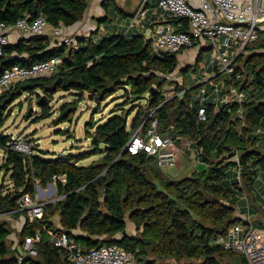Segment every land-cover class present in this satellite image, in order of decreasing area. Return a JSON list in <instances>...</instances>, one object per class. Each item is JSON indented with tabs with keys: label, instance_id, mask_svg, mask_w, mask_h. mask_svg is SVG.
Masks as SVG:
<instances>
[{
	"label": "trees",
	"instance_id": "16d2710c",
	"mask_svg": "<svg viewBox=\"0 0 264 264\" xmlns=\"http://www.w3.org/2000/svg\"><path fill=\"white\" fill-rule=\"evenodd\" d=\"M90 1L0 0V22L14 24L25 16L32 21L42 14L52 28L69 27L84 18ZM169 21L188 28L185 18ZM259 33L260 39L248 46L249 52L238 57L244 62L242 67L236 66L234 75L241 74V68L246 70L245 80L235 83L240 91L248 92L246 99L220 103L205 99V121L198 118L200 101L193 90L209 82L195 88L178 85L177 91H184L168 99L163 89L171 84L167 74L179 67V53L155 54L143 33L113 34L96 41L91 36L80 37L76 45L53 46L48 35H37L7 45L0 57V75L16 64L30 66L55 57L62 62L53 75L18 82L0 94V172L8 181L0 189V264H71L66 251L49 241L51 234L62 231L86 249L119 244L145 264H222L224 259L226 264H247L241 254L215 240L235 224H246L235 212L236 191L249 188L258 169L264 170V151L256 136L264 123V36ZM120 90L126 92L132 106L115 109L119 111L104 122L90 120L87 138L91 148L79 155L46 157L36 140H27L32 154L8 145L12 134L3 129L10 107L24 94L36 96L39 119H43L52 115L51 101L57 92L73 95V105L92 96L99 106ZM228 92L225 88L222 94ZM71 105L66 102L59 107L57 123L72 118ZM152 112L159 118L162 134L170 135L180 146L184 140L194 142L202 169L170 178L154 157L144 152L122 153L137 128L144 121L147 125ZM94 155L99 156L96 161L80 164ZM236 155L238 161L233 159ZM238 166L240 178L229 181V170ZM49 183L56 185L57 200L46 204L38 223H26L16 232L22 241L27 234L42 231L38 255L21 260L6 214L20 217L22 212L16 211L20 196L36 197L37 185ZM56 215L59 228L53 221ZM128 219L137 234H123ZM77 230L81 233H75ZM118 235L121 239L114 240Z\"/></svg>",
	"mask_w": 264,
	"mask_h": 264
},
{
	"label": "built area",
	"instance_id": "2783aa9c",
	"mask_svg": "<svg viewBox=\"0 0 264 264\" xmlns=\"http://www.w3.org/2000/svg\"><path fill=\"white\" fill-rule=\"evenodd\" d=\"M262 2L263 0H155V5L151 9L157 17L150 18V26L146 27L143 19L147 16L150 3L149 0H141L138 10L132 16L130 27H143L145 39L151 43L153 52L157 55L181 53L186 49L201 47L204 43H208L213 50L212 62L217 63L219 70L206 80L201 79V85L205 81L210 82L209 79L217 74L223 73L224 81L228 80L230 83L229 92L222 100L242 102L246 99V95L235 85L236 81L241 80L240 74L234 76L235 61L242 54H247L248 46L254 45L260 39L259 27L264 21ZM28 18V16L22 17L14 24L0 22V57L5 47L10 44L9 34L12 29L21 30L27 38L47 35L51 26L44 15L41 14L32 21ZM170 18H185L188 28L181 29V25H174L169 21ZM81 36L80 31H70L67 26L52 28L54 45L63 43L76 45L77 39ZM61 62V58L55 57L30 66L16 64L5 69L0 75V94L18 82L53 75ZM183 91H177V86L173 87L171 84L163 89L168 99L180 95ZM206 93L207 88L201 86L196 94L200 101L198 111L200 121L207 119L204 106ZM146 120H148L147 125L144 126L146 123L144 121L137 128L125 148L132 154L144 152L154 157L157 166L162 170L174 168L179 157L190 150L194 142L190 139L184 140V145L180 146L170 135L162 134L159 129V118L154 116L153 112ZM178 139L182 138L178 137ZM8 145L14 150L32 154L30 143L21 139L19 135H12ZM233 159L238 161V155ZM237 170L240 178L241 167L238 166ZM18 203L19 207L16 211L22 213L17 227L22 231L26 223L36 224L44 217L48 201L37 195L32 197L30 194H23ZM11 238L15 242L14 246H17L21 260L25 256L38 255L37 242L42 240L40 229L34 234H27L22 241L16 233ZM49 241L66 251L67 259L71 264H145L119 244H103L86 249L65 231L51 234ZM215 243L241 254L247 264H264V231L258 229L252 222L235 224L227 234L218 236Z\"/></svg>",
	"mask_w": 264,
	"mask_h": 264
},
{
	"label": "rangeland",
	"instance_id": "374dc122",
	"mask_svg": "<svg viewBox=\"0 0 264 264\" xmlns=\"http://www.w3.org/2000/svg\"><path fill=\"white\" fill-rule=\"evenodd\" d=\"M108 23H112L109 21ZM98 34H95L97 36ZM179 53V67L176 71L171 74H167V78L171 82L173 87L181 86L178 84V79L185 80V87L192 88L194 84H198L201 79L199 76L202 74L206 75L207 68L211 65V72L214 73L216 64L212 62L213 50H204L202 59L199 61L197 59L198 52L197 49L191 50L187 54ZM197 60V62H196ZM242 62L244 59L235 61L236 66L242 67ZM185 67H189L187 71L183 72ZM242 73L240 74L241 80H245L247 72L245 69L241 68ZM219 74L216 75V77ZM182 77V78H180ZM215 77V78H216ZM210 78L209 83L203 86L207 88L206 99H210L213 102H220L222 96V91L229 88L225 84V75H222L220 79ZM206 80V78H205ZM213 81V83H212ZM178 84V85H177ZM217 85V86H216ZM198 93L197 88L193 90V93ZM124 90H120L113 96L109 97L102 104L97 106V103L89 98H84L82 101L74 104V96L70 93L57 92L52 101V115L47 116L43 119H39L41 115V109L36 101V96H29L24 94L10 107L9 118L7 119L4 131L12 134L19 135L23 140H30L38 142L40 149L47 152L46 157H56L58 155H79L86 150L91 148L90 139L87 138V123L95 119L96 121L104 122L113 114L117 113L119 110L114 111L122 106L130 107L132 106L128 103L129 97H127ZM77 97V96H76ZM70 102L72 118L68 121L57 123L56 118L59 116V107L64 103ZM137 104H141L137 102ZM135 113V112H134ZM134 113L130 116V120ZM197 149L193 148L188 150L183 154V157H179L178 163L174 168L164 169L163 171L169 175L170 178H183L195 170H200L203 165L199 161V158H195L194 154ZM193 155V156H192ZM191 156V158H188ZM99 156L94 155L89 158L80 161L81 165H87L96 161ZM236 171L235 179L239 177L238 170ZM3 171L0 172V189L6 188L8 185L7 180L2 179ZM231 183V182H230ZM55 191L52 192L53 188L51 183L46 186L37 185V196L40 198H47V200H57V190L56 185ZM3 191V193H5ZM43 192V193H41ZM2 216V215H0ZM4 216V215H3ZM128 230L129 234H137L135 225L128 219ZM120 237V235H118ZM19 238V237H18ZM20 239V238H19ZM222 264H226V260L221 261Z\"/></svg>",
	"mask_w": 264,
	"mask_h": 264
},
{
	"label": "crops",
	"instance_id": "0c3cea01",
	"mask_svg": "<svg viewBox=\"0 0 264 264\" xmlns=\"http://www.w3.org/2000/svg\"><path fill=\"white\" fill-rule=\"evenodd\" d=\"M141 0H91L90 5L84 15V18L72 26L67 27L70 31H80L81 37H89L91 36L95 41L100 40L105 36H111L113 34H128L133 35L137 33H143V27L135 26L130 27L132 16L136 13L140 6ZM107 3V4H106ZM150 7L148 9V13L145 19H143L144 26L148 27L150 18H156L155 13L151 7L155 5V0H149ZM264 4V0L262 2ZM112 21V23H108ZM162 21H160L161 23ZM163 23V22H162ZM260 31L263 33L264 36V21L261 22ZM95 34H98L95 36ZM47 35L51 39V45H54V40L52 37V27L48 29ZM10 44L14 45L18 42L27 38L23 32L19 29H12L9 34ZM197 49L198 54L203 55L204 50H210L209 44L204 43L201 47L189 48L183 51L182 54H187L191 50ZM261 52L262 49H259ZM264 52V50H263ZM248 53V51L246 52ZM246 55V54H245ZM180 55H178L179 57ZM199 56V55H198ZM198 59V57H197ZM197 62V60H196ZM214 64V63H213ZM216 67L214 69V73L216 71ZM188 68V67H185ZM219 69V67H218ZM187 71V70H186ZM206 75L202 74L199 76V79H204L214 74L211 72V65L205 71ZM182 78V77H180ZM178 84L185 83L184 79H178ZM177 84V85H178ZM244 92V91H243ZM245 95L248 93L247 91L244 92ZM223 98V96H222ZM207 100H210L207 98ZM222 100V99H220ZM221 102V101H220ZM219 102V103H220ZM218 103V102H216ZM256 136L258 138L257 145L258 147L264 151V123L263 126L256 131ZM192 147L191 149H193ZM190 149V150H191ZM193 156V155H192ZM181 157H183L181 155ZM194 157L198 159V152L194 154ZM188 158H191L189 156ZM98 159V158H97ZM237 168L232 167L228 172V179L229 181L235 180V175ZM239 179V177H237ZM54 192V191H52ZM236 215H238L241 219H243L246 223L252 222L255 226L264 231V170L258 169L257 174L255 175V180L253 184L243 190L236 191ZM44 200L51 202L54 200H47V198H43ZM7 218L10 220L14 233H18L17 224L21 219V216L18 218L13 217L11 214H6ZM4 215V216H6ZM53 221L56 226L59 228L61 227L60 224V217L56 215L53 217ZM13 233V234H14ZM75 233H81L80 230L75 231ZM13 234L11 237H13Z\"/></svg>",
	"mask_w": 264,
	"mask_h": 264
},
{
	"label": "water",
	"instance_id": "95a60500",
	"mask_svg": "<svg viewBox=\"0 0 264 264\" xmlns=\"http://www.w3.org/2000/svg\"><path fill=\"white\" fill-rule=\"evenodd\" d=\"M199 85H201V83H198V84L192 86V88L198 87ZM153 89H155V87H153ZM89 99H90V100H93V99H92V96H90ZM127 152H128V150H127V148H125V149L123 150L122 153H127ZM51 186H52V188H53L52 191H55V186H54L53 183H51ZM40 189H41V186H40ZM51 202H52V201H51ZM127 230H128V228L125 229V230L123 231V234H127V233H128ZM119 239H121V237H119V236H115V237H114V240H119Z\"/></svg>",
	"mask_w": 264,
	"mask_h": 264
}]
</instances>
